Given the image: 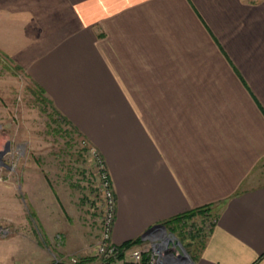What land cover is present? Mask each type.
Listing matches in <instances>:
<instances>
[{"label": "crops", "instance_id": "0c3cea01", "mask_svg": "<svg viewBox=\"0 0 264 264\" xmlns=\"http://www.w3.org/2000/svg\"><path fill=\"white\" fill-rule=\"evenodd\" d=\"M0 49L103 157L116 245L210 205L191 264H264V0H0Z\"/></svg>", "mask_w": 264, "mask_h": 264}, {"label": "rangeland", "instance_id": "374dc122", "mask_svg": "<svg viewBox=\"0 0 264 264\" xmlns=\"http://www.w3.org/2000/svg\"><path fill=\"white\" fill-rule=\"evenodd\" d=\"M51 102L0 49V196L15 200L14 207L1 204L0 264H66L74 257L99 263L105 200L92 156L97 150ZM209 216L167 228L191 259ZM120 260L131 264L126 254Z\"/></svg>", "mask_w": 264, "mask_h": 264}, {"label": "built area", "instance_id": "2783aa9c", "mask_svg": "<svg viewBox=\"0 0 264 264\" xmlns=\"http://www.w3.org/2000/svg\"><path fill=\"white\" fill-rule=\"evenodd\" d=\"M94 164L98 170L100 188L105 200V211L102 221V230L97 247L98 264H122V255H128L131 264H176L181 253L180 242L167 229L157 230L141 242L122 250L112 240V225L114 220L115 196L113 186L105 164L97 151L92 152ZM212 221V222H211ZM214 219L208 221L207 230ZM66 264H81L77 258H71Z\"/></svg>", "mask_w": 264, "mask_h": 264}, {"label": "trees", "instance_id": "16d2710c", "mask_svg": "<svg viewBox=\"0 0 264 264\" xmlns=\"http://www.w3.org/2000/svg\"><path fill=\"white\" fill-rule=\"evenodd\" d=\"M16 66L17 67H19V68H21L19 65H17L16 64ZM36 84V83H35ZM37 85V84H36ZM38 86V85H37ZM39 87V86H38ZM40 88V90H42V88L41 87H39ZM43 91V93H44V90H42ZM49 101H51L50 99H49ZM52 103V102H51ZM54 109H55V111H56V113H57V115L59 116V117H61L64 121H66L67 123H70L67 119H66V117L65 116H63L56 108H55V106H54ZM71 124V123H70ZM77 130V129H76ZM88 148V146H86L85 147V149H87ZM212 210H211V206L210 205H208V206H205V207H201V208H196V209H193V210H190V211H188L187 213H185V214H182V215H179V216H176V217H174V218H172V219H170V220H167V221H164L163 223L165 224V226H166V228H168V229H172V227L174 226V225H176V224H179V223H182V222H184L185 220H188L189 218H191V217H193V216H195V215H200V216H202V217H208L209 215L211 216V217H215L216 215H217V213H218V210H216V211H213V212H211ZM209 216V217H210ZM139 242H141V238H135V239H132V240H128V241H126V242H124V243H122L121 245H119V247L122 249V250H124V249H127V248H129L130 246H132V245H134V244H136V243H139ZM202 244H203V240H202V242H201V245H200V248L202 247ZM199 248V249H200Z\"/></svg>", "mask_w": 264, "mask_h": 264}, {"label": "water", "instance_id": "95a60500", "mask_svg": "<svg viewBox=\"0 0 264 264\" xmlns=\"http://www.w3.org/2000/svg\"><path fill=\"white\" fill-rule=\"evenodd\" d=\"M5 152L4 151H0V156ZM157 230H166V226L163 223H159V224H155L153 226H151L150 228H148L144 234L142 235L141 238H147L149 237L153 232L157 231ZM180 248H181V253L179 255V259L177 260L176 264H191L193 262V260L189 257L187 251L184 249V247L180 244Z\"/></svg>", "mask_w": 264, "mask_h": 264}]
</instances>
